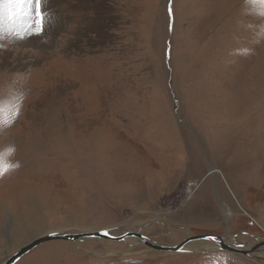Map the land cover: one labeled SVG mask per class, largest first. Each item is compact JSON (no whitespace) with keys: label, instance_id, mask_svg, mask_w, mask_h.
<instances>
[{"label":"rangeland","instance_id":"374dc122","mask_svg":"<svg viewBox=\"0 0 264 264\" xmlns=\"http://www.w3.org/2000/svg\"><path fill=\"white\" fill-rule=\"evenodd\" d=\"M40 12L37 34L35 0H0V264L56 232L264 241L259 5L41 0ZM203 245L53 241L16 264H264V250Z\"/></svg>","mask_w":264,"mask_h":264},{"label":"water","instance_id":"95a60500","mask_svg":"<svg viewBox=\"0 0 264 264\" xmlns=\"http://www.w3.org/2000/svg\"><path fill=\"white\" fill-rule=\"evenodd\" d=\"M115 231H120V228H109L104 230H99L96 232L87 233H69V232H56L51 233L46 236H42L38 239L33 240L31 243L26 244L20 248L17 252L10 256V258L3 264H16L24 256H26L30 251L35 248L53 241H70L73 244H77L86 239H105L114 242H123L127 239H137L142 245L147 247L149 251L152 252H165V253H192L198 252V248L188 249L187 247L193 243L208 242L211 247H203L206 252L213 251H228L243 255L245 257H255L260 253L261 248L264 247V241H259L256 245L246 248V244L238 240L239 235L234 236H221L216 234H202V235H189L183 242L177 245H167L156 243L146 235L142 234V230L130 231L124 230L119 234H114ZM241 235H247V233H241ZM249 236V235H248ZM86 254H91L90 252H85ZM257 253V254H256ZM107 255V254H105ZM107 256H116L115 253H108Z\"/></svg>","mask_w":264,"mask_h":264},{"label":"snow or ice","instance_id":"6c2138e0","mask_svg":"<svg viewBox=\"0 0 264 264\" xmlns=\"http://www.w3.org/2000/svg\"><path fill=\"white\" fill-rule=\"evenodd\" d=\"M13 0H8V3L11 4ZM254 3H257L261 9V15H264V0H253ZM36 7H37V19L34 21L33 25H30L29 27H35L37 34H39L40 31L43 30V25H44V16L40 12V7H41V0H35ZM6 168L0 169V175L4 174V171H6Z\"/></svg>","mask_w":264,"mask_h":264},{"label":"built area","instance_id":"2783aa9c","mask_svg":"<svg viewBox=\"0 0 264 264\" xmlns=\"http://www.w3.org/2000/svg\"><path fill=\"white\" fill-rule=\"evenodd\" d=\"M197 188V183L195 181H190L186 186H185V194L188 195L187 197L191 196L190 194H193L194 191Z\"/></svg>","mask_w":264,"mask_h":264},{"label":"bare ground","instance_id":"6f19581e","mask_svg":"<svg viewBox=\"0 0 264 264\" xmlns=\"http://www.w3.org/2000/svg\"><path fill=\"white\" fill-rule=\"evenodd\" d=\"M114 234H116V231H115V233ZM103 240H105V239H103ZM131 241H134V240H131ZM191 245H195V244H191ZM192 246H189V248H191ZM203 247H204V245H203ZM202 247V248H203ZM264 249H261V251L260 252H262ZM257 254V253H256Z\"/></svg>","mask_w":264,"mask_h":264}]
</instances>
